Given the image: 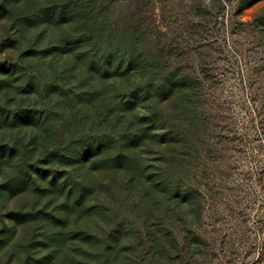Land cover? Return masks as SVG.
Segmentation results:
<instances>
[{"label": "rangeland", "instance_id": "obj_1", "mask_svg": "<svg viewBox=\"0 0 264 264\" xmlns=\"http://www.w3.org/2000/svg\"><path fill=\"white\" fill-rule=\"evenodd\" d=\"M92 19L105 53L186 77L182 101L154 99L180 142L136 148L137 172L43 155L111 130L115 83L61 53ZM85 83L83 110L66 107ZM42 104L40 130L11 119ZM0 264H264V0H0Z\"/></svg>", "mask_w": 264, "mask_h": 264}, {"label": "trees", "instance_id": "obj_2", "mask_svg": "<svg viewBox=\"0 0 264 264\" xmlns=\"http://www.w3.org/2000/svg\"><path fill=\"white\" fill-rule=\"evenodd\" d=\"M69 11L71 10L67 7H62L58 13L54 14V16L60 19V23L57 25L69 27L70 21L67 19L63 20L64 17L69 14ZM91 11L92 10H88L87 13H91ZM82 15L88 18L87 14H84V12ZM64 41L66 49L64 48L61 53L68 55L74 52L73 58L76 61L75 69H80L83 66L89 67L90 71L93 72L95 76H100L104 79L110 78L112 79L111 82L115 83L116 86L114 88L105 89L100 96L105 98V95H107L109 97L107 99L108 105L101 113L102 116H105L101 121V124H104L101 130L106 129L107 125L111 130L109 134L105 135H101L96 131L93 136L85 140L84 144H81L83 143L82 141L73 146L68 145L63 149L54 150L53 152L47 150L46 148L48 147L45 146L43 155L46 157V161H48L47 157L49 156H51L52 159L57 158L63 161V165L60 164V167L65 169L67 166L66 159H70L72 156L64 150L70 147L68 151H71L73 148L77 149L76 157L78 161L87 166H89V163H92L100 168L111 167L137 172L139 163L138 161L136 162L133 153L136 148L147 147L149 144L155 142H157V144L167 143L169 145L171 143L176 144L180 142L177 138L179 134H177L176 129H173L174 127L169 129L168 132L165 131V125L161 123L165 115L160 113L161 106L156 105L154 99L159 97V94L166 93L165 98L161 96V98H164L162 99L164 103L173 95L178 96L182 101L188 93L185 88L187 86L185 75L174 73L175 75L173 74L170 77L171 74L168 73V78H164L162 74L168 70H163L161 71L162 73H156L151 69L153 67L152 64L145 65L144 67L143 65L146 63L145 58L136 55L134 52L124 53L116 51L110 54L109 52L105 53L104 48L108 49L111 43L107 45V41L99 33V30H97L93 19L86 32H79L76 35L67 36ZM76 71L77 70H74L73 73ZM147 73L148 75L145 76ZM73 75H75L74 79L77 80L79 78H76L78 75L77 72ZM75 88H82L85 90H80L79 92L76 90H69L64 93L65 105L72 109H74V107H80V109L83 110V102H85L86 99L90 100L91 92L94 93L97 88L91 83L77 84L74 86V89ZM57 89V87L54 88L55 91ZM27 91L34 94L38 92L41 95L42 91H47V88L44 86V89H42L37 85L33 86V89H28ZM52 93L55 94V92H50L47 95H51ZM53 96L54 95L49 98L52 100ZM98 99L99 98H96V100ZM103 101H105V99ZM42 106L45 107L44 110L42 108H39V110H29L23 107L21 110L15 111L11 119L13 121L19 119L21 123H26L25 125L40 130L41 127H45V117H48L47 112L51 110L48 109L49 106L46 107V104H42ZM88 107L89 111L93 109V111L90 112L91 114L93 112L95 114L97 113L96 116L93 117L97 119L92 123V125H94L95 122H98V113L100 112L94 111L97 110L95 102L91 103ZM129 115L137 117L138 119L131 122L127 119ZM155 130H164L161 139H158L159 134H156L155 132L157 131ZM59 144L60 143L54 145L52 149L60 148ZM67 176L69 175L67 174ZM76 183L77 182H74L72 185L62 184L60 186V191L63 192L65 189H68L67 192L71 193V196L69 195L71 198L74 195L71 190L78 185Z\"/></svg>", "mask_w": 264, "mask_h": 264}]
</instances>
